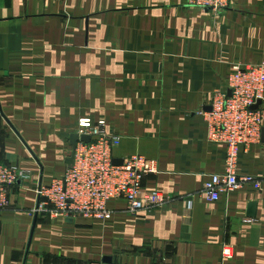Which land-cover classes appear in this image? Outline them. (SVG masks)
Returning a JSON list of instances; mask_svg holds the SVG:
<instances>
[{
	"label": "crops",
	"instance_id": "0c3cea01",
	"mask_svg": "<svg viewBox=\"0 0 264 264\" xmlns=\"http://www.w3.org/2000/svg\"><path fill=\"white\" fill-rule=\"evenodd\" d=\"M261 61L264 0L220 11L185 0H0V163L28 173L0 209V264H264V188L207 199L202 184L226 170V149L207 140L198 113L227 88L232 64ZM82 117L119 138L114 159L153 161L143 186L163 204L132 214L112 199L105 219L33 213L35 189L67 169ZM234 170L264 179V123Z\"/></svg>",
	"mask_w": 264,
	"mask_h": 264
},
{
	"label": "built area",
	"instance_id": "2783aa9c",
	"mask_svg": "<svg viewBox=\"0 0 264 264\" xmlns=\"http://www.w3.org/2000/svg\"><path fill=\"white\" fill-rule=\"evenodd\" d=\"M187 3L220 11L229 0H185ZM264 92V61L234 63L227 79V88L216 89L210 96L209 106L199 110L207 126V140L226 149V170L214 173L202 184V191L209 201H216L220 194L250 185L264 188V179L250 174H237L234 170L241 147L260 141L264 123L261 105ZM78 139L73 150L72 164L59 177L35 189V215L45 214L50 219L75 216L105 219L110 215L107 203L123 199L126 209L134 214L157 207L165 197L159 191L147 190L143 178L157 171L153 161L143 155H131L113 162L112 149L119 138L106 129L104 120L92 121L82 117L77 120ZM88 135L89 141L80 136ZM28 177L26 170L0 163V209L9 203L11 189ZM233 249L222 248V256L229 259Z\"/></svg>",
	"mask_w": 264,
	"mask_h": 264
},
{
	"label": "water",
	"instance_id": "95a60500",
	"mask_svg": "<svg viewBox=\"0 0 264 264\" xmlns=\"http://www.w3.org/2000/svg\"><path fill=\"white\" fill-rule=\"evenodd\" d=\"M89 138L90 137L88 135H82V136H80V139L83 140V141H86V142L89 141ZM77 139H78L77 133H74V134L71 135L72 150H71V153H70L68 167H70L71 164H72L73 150H74V146H75V143H76ZM113 162L115 164H119L121 162V160L114 159ZM255 205H256L255 201H251L249 203L248 208H247V216H254V214H255Z\"/></svg>",
	"mask_w": 264,
	"mask_h": 264
}]
</instances>
